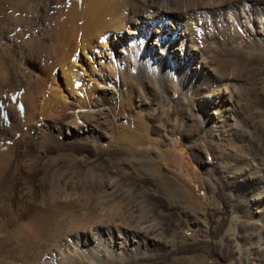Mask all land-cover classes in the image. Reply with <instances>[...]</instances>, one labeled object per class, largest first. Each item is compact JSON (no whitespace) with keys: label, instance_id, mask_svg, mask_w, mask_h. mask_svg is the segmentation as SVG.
Masks as SVG:
<instances>
[{"label":"bare ground","instance_id":"1","mask_svg":"<svg viewBox=\"0 0 264 264\" xmlns=\"http://www.w3.org/2000/svg\"><path fill=\"white\" fill-rule=\"evenodd\" d=\"M212 47L264 49V0H0V139H16L0 152V179L24 158L43 174L17 233L36 248L4 264H150L168 250L150 199L117 170H140L126 147L144 145L155 123L147 92L186 105L188 120L164 125V138L183 136L195 157L201 132L239 136L234 77L212 64ZM12 93L21 97L8 107ZM103 143L125 158L75 164ZM158 156L167 162L170 151ZM248 162L245 171L226 167L225 182L264 219V168Z\"/></svg>","mask_w":264,"mask_h":264},{"label":"rangeland","instance_id":"2","mask_svg":"<svg viewBox=\"0 0 264 264\" xmlns=\"http://www.w3.org/2000/svg\"><path fill=\"white\" fill-rule=\"evenodd\" d=\"M210 34L207 33L205 39L211 37L213 40L215 33ZM213 50L214 47L209 48L212 64L218 66L222 74L234 77L232 88L239 102V114H236L240 123L239 136H211L201 132L194 140L199 148L196 151L199 155L195 157L183 136L164 138V125L169 128L176 119L188 120L186 105L175 98L162 101L147 92V98L153 102L150 110L145 111L147 120L149 122L152 117L155 123L150 124L152 130L143 134L144 145L135 150L125 146L128 151L136 153L131 160L140 170L127 168L125 171L124 167L117 170L126 178L131 192L140 190L145 199H150L157 212L155 216L164 222L163 228L170 233L168 250L150 264H264V219L255 215L245 199L238 200L228 192L230 185L227 187L224 173L228 166L245 171L248 161L253 164V171L264 168V49ZM58 73L57 70V78ZM7 97L11 103L8 107H13L21 94L12 93ZM185 126L193 137L197 135H193L194 124ZM62 137L66 139L64 135ZM15 141L0 139V152H7ZM161 150L170 151L169 161L163 162L158 156ZM232 150L233 156L228 154ZM28 151L31 154L30 146ZM119 153L115 144L103 143L102 147L89 148L75 164L85 167L100 164L103 167L111 160L125 158ZM27 160H14L12 167L18 163L20 170L14 174L11 168L0 179V207H3L0 208V264L19 259L27 249L36 248L33 239L17 234L18 226L25 221L20 219L23 210L20 208L26 206L25 202L32 209L36 208L37 183L43 175L35 163ZM144 161L152 164L147 166ZM16 202L24 204L18 208ZM217 210L221 212L218 223ZM148 215L150 212L144 213V220L153 219ZM156 233L158 235V232L154 235Z\"/></svg>","mask_w":264,"mask_h":264}]
</instances>
